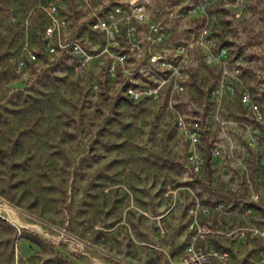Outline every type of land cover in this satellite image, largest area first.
<instances>
[{"label":"rangeland","instance_id":"1","mask_svg":"<svg viewBox=\"0 0 264 264\" xmlns=\"http://www.w3.org/2000/svg\"><path fill=\"white\" fill-rule=\"evenodd\" d=\"M195 212L227 264L253 246L227 234L264 223V0H0V264H176Z\"/></svg>","mask_w":264,"mask_h":264},{"label":"built area","instance_id":"2","mask_svg":"<svg viewBox=\"0 0 264 264\" xmlns=\"http://www.w3.org/2000/svg\"><path fill=\"white\" fill-rule=\"evenodd\" d=\"M198 14L203 19L206 16L205 10L203 7H197ZM45 15L47 16L49 23L44 29V36L46 39L51 37H56L58 40L61 39V35L64 33L66 28V22L63 18L57 17V9L54 3H50L46 8H44ZM138 18L142 19V15H136ZM140 19V20H141ZM139 20L132 15L128 18V28L135 29L138 25ZM93 27L95 29H105V22L98 21ZM199 43L203 44L206 48L204 53V60L208 65H218L221 72H225V67L228 65L229 58V48L225 44H222L218 47L213 46L209 42V30L205 25L200 26L199 30ZM60 46V45H59ZM71 49L75 54L83 53V50L76 43L71 44ZM237 70L241 71L239 65H236ZM239 73V72H238ZM241 73V72H240ZM223 77V76H222ZM222 81L219 85L214 87L213 93H218L219 89L222 88ZM254 90L260 89V85L252 86ZM126 93L129 97L136 99L138 93L133 88H127ZM238 102L241 106L247 108L248 112L251 114L253 120H261L263 117V112L261 108L251 100L250 90L246 87L241 88L238 92ZM181 124L179 123V126ZM193 132L189 134L190 139L193 143L197 142V129L198 123L194 122L192 125ZM218 151H214L213 155H218ZM248 203L253 206H259L260 195L258 193H251L248 197ZM251 209L247 208L246 213H249ZM204 214H208V210L205 209ZM197 212H195V222L197 224V229L192 232V238H194L193 243L185 249L183 254L179 257L176 264H211V262H216L219 264H227L230 259V252L227 249L217 250L215 246H207L200 244V242L206 240L208 234H210V227L207 221L201 223L197 222ZM217 223H220L218 221ZM228 236H233L238 241L247 242L253 244L251 250L248 252L246 257L238 261L237 264H264V223L261 224H251L247 223L246 225H240L232 232L227 234ZM195 242L199 244L195 245Z\"/></svg>","mask_w":264,"mask_h":264}]
</instances>
